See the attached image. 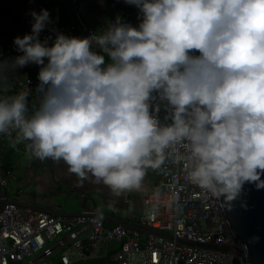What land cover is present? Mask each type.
Returning a JSON list of instances; mask_svg holds the SVG:
<instances>
[{"label":"clouds","instance_id":"1","mask_svg":"<svg viewBox=\"0 0 264 264\" xmlns=\"http://www.w3.org/2000/svg\"><path fill=\"white\" fill-rule=\"evenodd\" d=\"M127 3L138 24L117 14L86 36L41 38L50 11L31 10V31L13 38L20 54L0 59V134L114 192L139 189L177 143L188 178L215 199L264 188V0ZM30 63L39 82L10 92Z\"/></svg>","mask_w":264,"mask_h":264},{"label":"built area","instance_id":"2","mask_svg":"<svg viewBox=\"0 0 264 264\" xmlns=\"http://www.w3.org/2000/svg\"><path fill=\"white\" fill-rule=\"evenodd\" d=\"M15 4V14L24 32L31 31V11L22 0H3ZM58 7L57 14L48 7ZM50 11L52 24L41 31V38H54L53 28L68 35L86 36L99 30L103 24H91L85 13V0H44ZM132 11L125 5L123 18L130 20ZM51 43V39L49 40ZM198 52V50H196ZM19 52L0 54V59L12 57ZM12 78L14 92L26 82L35 87L37 76L24 75L16 70ZM30 105L34 97L29 98ZM166 112L161 107L160 116ZM13 136V130L10 133ZM8 139L9 134H0ZM170 155L159 168L158 184L144 194L145 208L135 216L136 223L145 227H128L116 223L104 225L95 212L53 214L43 209L21 205L17 200L6 199L2 187L7 179L0 174V264L23 261L22 264H52L47 257L59 249L60 264H89L92 257L106 256L108 243L114 242L111 261L117 264H237L232 251H220L188 244L233 243L229 234L221 205L214 197L206 194L187 175L185 162L181 159L188 149L186 144L177 143L167 150ZM156 229L168 232L172 238L152 232ZM63 234V235H62ZM62 235L55 243L48 241ZM180 239V240H179ZM103 251V255L99 251ZM35 252H39L34 255ZM34 255V256H33ZM28 257L27 260H24Z\"/></svg>","mask_w":264,"mask_h":264},{"label":"crops","instance_id":"3","mask_svg":"<svg viewBox=\"0 0 264 264\" xmlns=\"http://www.w3.org/2000/svg\"><path fill=\"white\" fill-rule=\"evenodd\" d=\"M22 2L30 11H39L45 6L44 0ZM126 4L132 11L129 22L138 24L141 19L140 10L127 3V0H85V16L91 24L106 26L117 14L123 16ZM48 6L56 15L58 7L55 3L51 2ZM24 33L15 14V4L0 0V54L18 52L13 38ZM40 67L30 63L17 70L24 75L37 76ZM9 91L14 93L12 88ZM27 144L24 140L13 144L0 135V174L7 179V184L2 187L6 199H14L23 206L47 210L53 214L97 213V209H101L102 220L107 227L120 220L129 223L131 227L140 228L142 233L146 229L137 225L135 216L143 212L146 206L144 194L158 184L159 171H147L139 189L114 192L107 185L92 179L81 182L62 160L34 157ZM99 254L103 255V251L100 250Z\"/></svg>","mask_w":264,"mask_h":264},{"label":"water","instance_id":"4","mask_svg":"<svg viewBox=\"0 0 264 264\" xmlns=\"http://www.w3.org/2000/svg\"><path fill=\"white\" fill-rule=\"evenodd\" d=\"M218 202L233 243L185 242L220 251H232L233 262L237 264H264V188H257L254 182H246L236 199L224 201L221 197ZM118 222L131 227L129 223L120 220ZM148 230L172 238L168 232Z\"/></svg>","mask_w":264,"mask_h":264},{"label":"rangeland","instance_id":"5","mask_svg":"<svg viewBox=\"0 0 264 264\" xmlns=\"http://www.w3.org/2000/svg\"><path fill=\"white\" fill-rule=\"evenodd\" d=\"M63 235V234H62ZM62 235H59V236H57V237H55V238H53L52 240H50V241H48L47 243H48V245H52L53 243H55ZM116 244L114 243V242H109L108 243V251H107V255L103 258V259H100V258H98V257H92V258H90L89 260H88V263L89 264H109L108 262H109V257H110V254L114 251V249H113V246H115ZM39 252H35L34 253V255H37ZM58 254H59V249H55L54 251H53V253H52V255H50V256H48L47 257V260H50V262L52 263V264H60L59 262H58ZM33 255V256H34ZM28 259V257L26 258V259H24V260H27ZM23 263V261H20V262H18V261H13V262H11L10 264H22ZM75 264H80V261H76V263ZM110 264H117L116 262H113V261H111V263Z\"/></svg>","mask_w":264,"mask_h":264}]
</instances>
